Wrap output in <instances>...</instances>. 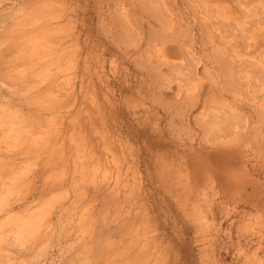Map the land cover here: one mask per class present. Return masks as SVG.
I'll return each mask as SVG.
<instances>
[{"label": "rangeland", "instance_id": "1", "mask_svg": "<svg viewBox=\"0 0 264 264\" xmlns=\"http://www.w3.org/2000/svg\"><path fill=\"white\" fill-rule=\"evenodd\" d=\"M0 264H264V0H0Z\"/></svg>", "mask_w": 264, "mask_h": 264}, {"label": "bare ground", "instance_id": "2", "mask_svg": "<svg viewBox=\"0 0 264 264\" xmlns=\"http://www.w3.org/2000/svg\"><path fill=\"white\" fill-rule=\"evenodd\" d=\"M222 152H223V151H222ZM217 158H218V155H217ZM227 177H228V176H227ZM227 177H225V175L220 176V180H221V182H228ZM231 181H232V180H231Z\"/></svg>", "mask_w": 264, "mask_h": 264}]
</instances>
